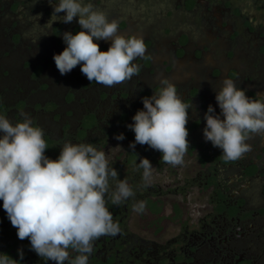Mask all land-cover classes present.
Instances as JSON below:
<instances>
[{
  "label": "flooded vegetation",
  "instance_id": "obj_1",
  "mask_svg": "<svg viewBox=\"0 0 264 264\" xmlns=\"http://www.w3.org/2000/svg\"><path fill=\"white\" fill-rule=\"evenodd\" d=\"M90 2L147 45L134 61L139 74L112 88L90 82L80 65L66 75L55 66L53 56L66 47L63 33L82 30L78 17L54 22L42 36L53 12L48 0H0V115L13 124L30 116L53 160L66 142L92 143L135 193L113 205L117 181L110 178L105 199L120 230L94 242L88 264H264V135H253L251 150L234 161L203 136L209 105L223 119L215 96L224 78L253 99L264 94V0ZM95 42L101 51L111 44ZM162 78L190 105L189 150L178 166L147 145L130 147L135 133L128 125ZM144 158L153 166L147 179L139 167ZM138 202L143 211L133 210ZM16 232L0 200V254L19 264H55Z\"/></svg>",
  "mask_w": 264,
  "mask_h": 264
},
{
  "label": "clouds",
  "instance_id": "obj_2",
  "mask_svg": "<svg viewBox=\"0 0 264 264\" xmlns=\"http://www.w3.org/2000/svg\"><path fill=\"white\" fill-rule=\"evenodd\" d=\"M46 26L54 22L71 23L78 17L81 31L63 33L64 50L53 56L61 75L80 65L90 82L115 87L140 72L134 63L144 58L147 45L142 36L125 35L116 19L85 0H58ZM65 13L60 16L59 13ZM36 21L39 19V15ZM38 24V23H37ZM39 25V24H38ZM40 26V25H39ZM41 37V36H40ZM40 39V38H39ZM38 39V40H39ZM111 41L101 51L95 41ZM150 97H144L143 110L128 125L135 133L130 144L147 145L162 154V161L172 166L184 163L189 150L186 127L190 105L178 94L177 86L167 78ZM216 102L223 119L209 105L203 136L213 147L222 150L227 161L241 158L251 150L247 141L253 135H264V94L253 99L231 78H224L216 91ZM22 122L13 124L0 115V200L20 240L29 239L33 250L44 261L55 264H88L94 242L106 235L115 236L120 228L113 219L105 199L109 180H116L111 202L119 205L135 195L127 180L109 167L106 152L92 143L66 142L57 159L45 155L48 145L43 128L35 126L26 113ZM125 137L121 133L117 140ZM147 179L153 166L144 158L139 162ZM143 203L133 205L143 211ZM76 255L71 257L70 251ZM21 260L23 251L19 250ZM0 264H19L0 254Z\"/></svg>",
  "mask_w": 264,
  "mask_h": 264
},
{
  "label": "rangeland",
  "instance_id": "obj_3",
  "mask_svg": "<svg viewBox=\"0 0 264 264\" xmlns=\"http://www.w3.org/2000/svg\"><path fill=\"white\" fill-rule=\"evenodd\" d=\"M244 12H245V11H244ZM246 12H249V13H250V12H251V10H246ZM149 14H152V12H150V11H149Z\"/></svg>",
  "mask_w": 264,
  "mask_h": 264
}]
</instances>
